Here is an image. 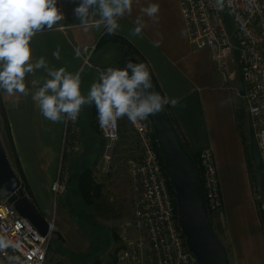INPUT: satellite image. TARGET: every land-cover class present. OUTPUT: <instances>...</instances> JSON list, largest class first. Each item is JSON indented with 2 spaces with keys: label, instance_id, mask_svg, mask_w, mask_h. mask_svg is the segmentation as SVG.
<instances>
[{
  "label": "crops",
  "instance_id": "crops-1",
  "mask_svg": "<svg viewBox=\"0 0 264 264\" xmlns=\"http://www.w3.org/2000/svg\"><path fill=\"white\" fill-rule=\"evenodd\" d=\"M79 2L57 0L64 19L52 30L38 32L32 37L30 62L35 63L44 57L50 68L63 67L71 73L80 71L82 46L98 42L105 29L103 25L99 28L93 26L100 19L99 15L91 17L89 28L84 29L74 15ZM153 3L159 5L155 21L141 11ZM138 19L145 27L137 36L133 35V30ZM117 22L119 27L115 34L122 37L135 57L148 66L160 94L178 101L175 106H166L186 150L198 154L209 147L213 151L220 181L221 207L214 214L216 224H212L226 248L229 264H264L263 212L257 200L243 133V125L247 126V110L242 105V98L244 102L245 98L238 90L239 58L232 55L226 60L232 78L223 80L210 48H191L178 0H133L131 13L119 17ZM157 41L158 46L154 43ZM57 49L59 60L53 56ZM112 50L116 51V48L105 45L93 52L88 67L96 73L82 75L84 69L80 72L82 95L87 96L91 85L98 82L97 66L115 65ZM95 53L98 57H94ZM45 77L44 69L26 74L27 96L20 93L9 95L0 89V139L10 163L18 161L29 188L28 196L41 212L50 209L51 184L56 179L59 164L64 165L70 178L75 155L81 161L90 151L87 168L95 173L102 165L103 150L102 146L100 154L99 139L95 137L99 132L96 107L94 104L84 105L78 117L77 139L81 148L64 158L65 121L46 119L32 99ZM44 217L49 220V213ZM64 241L76 247L79 245L66 238ZM93 264L120 263L115 257L114 261L107 258Z\"/></svg>",
  "mask_w": 264,
  "mask_h": 264
},
{
  "label": "built area",
  "instance_id": "built-area-1",
  "mask_svg": "<svg viewBox=\"0 0 264 264\" xmlns=\"http://www.w3.org/2000/svg\"><path fill=\"white\" fill-rule=\"evenodd\" d=\"M181 16L193 50L208 47L223 80L231 79L226 60L238 53L244 83L246 110L250 114L259 154L264 163V0H178ZM96 43L82 46L83 64L89 65ZM108 67H98V73ZM99 81V79H98ZM78 118L64 123L62 155L74 154L81 146L77 139ZM141 149L139 159L133 160L129 176L133 187V219L130 226L120 225L116 261L120 264H197L186 246L179 228L175 194L160 161L159 149L148 120L130 122ZM99 132L103 141L102 167L112 161L119 138L116 127ZM198 178L208 214L221 207L220 181L211 148L199 151ZM69 173L59 164L56 179L51 184L53 194L63 193ZM1 192V191H0ZM0 193V236L16 245L0 251V264H48L47 251L52 225L42 235ZM9 257L18 260L9 261Z\"/></svg>",
  "mask_w": 264,
  "mask_h": 264
},
{
  "label": "clouds",
  "instance_id": "clouds-1",
  "mask_svg": "<svg viewBox=\"0 0 264 264\" xmlns=\"http://www.w3.org/2000/svg\"><path fill=\"white\" fill-rule=\"evenodd\" d=\"M216 2L222 7L223 0ZM132 4L133 0H80L74 15L85 30L90 26V18L99 15L100 19L93 26L103 25L106 34L113 35L119 27L117 19L130 14ZM141 11L155 21L159 5L153 3ZM62 19L64 15L57 7V0H0V89L9 95L27 96L26 74L44 69V82L32 94L42 115L52 122L75 121L82 106L94 104L102 129L116 127L117 121L125 116L132 123L146 120L161 112L164 106L178 103L176 99L170 100L154 91L148 66L131 59L123 68L108 67L100 71L99 82L91 85L87 96L81 94L79 72L71 73L63 67L50 68L44 57L30 62L32 37L38 32L52 30ZM136 24L133 35L138 36L145 25L139 19ZM154 43L158 46L159 42ZM53 56L60 59L59 49ZM9 247L16 245L0 236V251ZM8 259L10 262L18 260L16 257Z\"/></svg>",
  "mask_w": 264,
  "mask_h": 264
},
{
  "label": "rangeland",
  "instance_id": "rangeland-1",
  "mask_svg": "<svg viewBox=\"0 0 264 264\" xmlns=\"http://www.w3.org/2000/svg\"><path fill=\"white\" fill-rule=\"evenodd\" d=\"M112 51L115 58L118 52L117 50ZM236 54L237 51L234 50L233 55L238 57V54ZM94 57H98V54L95 53ZM98 67L100 66L96 68ZM82 70V75L96 73L93 68L85 64L82 65L79 73ZM242 105L246 110L243 98ZM83 117L85 118L84 114L81 118L82 121ZM77 126L80 128V119ZM243 133L247 142V153L251 161V172L257 200L263 207H261V210L264 221V196L260 189L259 173L250 157L248 126L246 124L243 125ZM95 137L99 139L98 144L101 154L103 141L100 132H97ZM90 154L89 151L81 161L75 155L74 166L70 169L71 176L68 179V186L65 191L61 196L60 194L51 196L49 211H39L43 216L49 213V222L52 225L47 263L64 264V262L71 261L75 264H93L107 258L114 261L116 246H118L119 226H130V221L133 219L132 200L134 192L129 176V167L131 161L140 158L141 149L129 119L126 116L119 119V138L112 161L108 167L103 168L101 165L99 171L95 173L90 169L92 183L95 184L96 189L92 195V203L87 204L78 192L77 182L79 174L89 166ZM66 156L64 154V158ZM11 165L15 167L14 162ZM0 193L2 194V192ZM214 214H210L213 224L215 223ZM64 238L79 245L76 247L72 243L64 241Z\"/></svg>",
  "mask_w": 264,
  "mask_h": 264
},
{
  "label": "water",
  "instance_id": "water-1",
  "mask_svg": "<svg viewBox=\"0 0 264 264\" xmlns=\"http://www.w3.org/2000/svg\"><path fill=\"white\" fill-rule=\"evenodd\" d=\"M129 59L134 63H141L130 53L123 52L116 64L123 68ZM238 90L239 94L244 96L241 70L238 73ZM148 120L153 128L164 171L175 194L177 221L187 248L195 256L197 264H229L226 248L219 239L206 210L194 160L184 147L165 107L158 114L148 117ZM247 126L250 157L259 172L260 189L264 196V163L259 154L255 130L248 112ZM0 191L6 201L12 204L21 216L28 219L40 234H47L50 222L25 193L23 183L13 169L1 139Z\"/></svg>",
  "mask_w": 264,
  "mask_h": 264
},
{
  "label": "trees",
  "instance_id": "trees-1",
  "mask_svg": "<svg viewBox=\"0 0 264 264\" xmlns=\"http://www.w3.org/2000/svg\"><path fill=\"white\" fill-rule=\"evenodd\" d=\"M105 45H110V46L115 47L116 50H117V52H121V51L122 52H128L133 57H135L134 52L131 49L130 45H128V43L122 37H120L119 35H116V34L108 35V34H106V32H104V34L100 37V39L96 43V48H102ZM138 60L141 63H143L140 59H138ZM115 66L118 67V65L116 64V62H115ZM150 75H151V73H150ZM151 80H152V85H153L154 91H156V92H158L160 94V92L158 91V89H157V87H156V85L154 83V80H153L152 76H151ZM164 107H165L167 113L169 114L168 109H167V106H164ZM190 155H191L192 159L194 160V163H195L197 172H199L198 166H197V157H198V154H192V153H190ZM159 157H160V161L162 163V158H161L160 152H159ZM249 160H250V158H249ZM13 169L15 170V172L17 173V175L21 179V182L23 183V187H24L25 193H27V195H29V188H28L27 184L25 183V180H24V177H23V174H22V171L20 169V166H19L18 161H15V167H13ZM92 182H93V180H92V177H91V171H90V169H88V168L84 169L79 174L77 186H78V192H79V194L81 195V197L85 200V202L87 204H91L92 203L91 202L92 195H93V192L96 189L95 184L92 183ZM168 185H169L170 189L173 190L172 187H171V185H170V183H169V181H168ZM209 217H210V214H209Z\"/></svg>",
  "mask_w": 264,
  "mask_h": 264
},
{
  "label": "flooded vegetation",
  "instance_id": "flooded-vegetation-1",
  "mask_svg": "<svg viewBox=\"0 0 264 264\" xmlns=\"http://www.w3.org/2000/svg\"><path fill=\"white\" fill-rule=\"evenodd\" d=\"M123 52H118V55L114 58V61L117 62V60L119 59V57L121 56Z\"/></svg>",
  "mask_w": 264,
  "mask_h": 264
}]
</instances>
